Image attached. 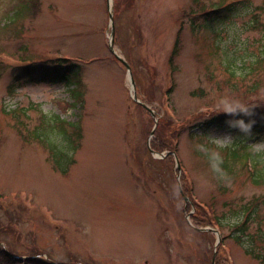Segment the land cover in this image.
Returning <instances> with one entry per match:
<instances>
[{
    "label": "rangeland",
    "instance_id": "1",
    "mask_svg": "<svg viewBox=\"0 0 264 264\" xmlns=\"http://www.w3.org/2000/svg\"><path fill=\"white\" fill-rule=\"evenodd\" d=\"M219 1L112 0L115 49L131 65L138 98L156 111L157 129L173 137L177 172L174 157L171 167L149 149L155 118L133 99L128 68L110 50L109 0H0L3 247L23 259L65 264H211L216 234L188 228L187 217L194 202H211L219 191L187 127L214 116L224 97L264 106V59L255 61L264 52V34L250 23L252 10L264 21V0H245L248 6L229 19L205 21L199 12ZM21 8L10 22L9 13ZM178 34L179 55L171 61ZM62 57L82 67V110L68 107L71 87L60 81L14 79L15 66ZM244 68L251 74L244 76ZM12 84H18L14 93ZM19 106L31 107L33 120L37 109L81 117L82 145L69 173L54 169L42 144L18 133L8 110ZM239 132L214 125L207 136L224 147ZM258 191L239 183L221 199ZM219 246L223 264H262L231 238ZM0 264H7L1 256Z\"/></svg>",
    "mask_w": 264,
    "mask_h": 264
},
{
    "label": "trees",
    "instance_id": "2",
    "mask_svg": "<svg viewBox=\"0 0 264 264\" xmlns=\"http://www.w3.org/2000/svg\"><path fill=\"white\" fill-rule=\"evenodd\" d=\"M194 1L197 2L198 0ZM245 4V0H220L216 4L217 7L211 6L208 10L199 13L205 21L229 19L241 7L246 8L248 6H245ZM261 8L262 12H264V4ZM23 10L21 8L11 11L8 15L10 22L18 20ZM250 13L253 19L250 22L252 23L251 27L264 34V21L261 19V12L252 10ZM262 37L264 39V36ZM180 41V34H178L174 49L171 52V61L179 55ZM68 59L62 57L47 62H28L15 66L16 68L14 67L12 73L16 81H21L23 77H27L34 81L62 82L67 87H71L70 94L73 100L66 102L68 107L78 106L82 110L85 107V92L81 80L82 67L77 62ZM262 59H264V52L255 61ZM48 62L51 63L46 64ZM227 66L230 69L233 67L231 60H229ZM244 69L248 70L247 68ZM232 73L236 74L234 68ZM250 74L251 72L248 70L244 76ZM11 86L10 91L12 93L16 92L18 84H12ZM170 91H173V88ZM30 111L31 107L19 106L8 110V113L14 119L17 131L22 138L25 141L33 140L42 144L49 152V159L53 167L63 174L68 173L72 165L76 163V154L82 145L83 128L81 117H77L76 120L72 121L59 114L49 115L42 109H37L38 114L36 119L33 120L34 116ZM229 116L230 114L226 112L214 113V116L201 118L197 120L199 123L192 122L187 127L190 138L196 142L195 152L205 160L219 191V194H215L211 202H194L197 207L192 214V220L197 225L211 224L219 227L223 234V240L231 238L242 248L246 255L264 264V151H253L252 146L254 143H249L250 139L258 140L264 137V106L253 107L251 118L254 123L251 135H244L239 132L234 143L222 147L209 140L207 131L214 125L230 127L227 123ZM245 119L247 120L249 117L245 116ZM160 125H165L163 120ZM196 128L198 131L195 130ZM198 145H203L209 150H218L221 153L223 156L222 166L228 174V180H222L217 177L211 167L208 151L202 150ZM152 146L161 151L176 148L173 143V137L170 134L162 136L161 130L158 129L156 137L152 141ZM164 162L172 167L173 155L166 156ZM182 180L185 181L186 176L182 177ZM239 183L252 185L260 191L221 199L223 195H228L236 189V185ZM187 205V209L192 206L190 203ZM187 226L190 228L188 224ZM222 228H227L228 233L224 234ZM199 234L214 236L213 233L199 232ZM0 256L7 264H54L48 259L36 255L22 259L12 252L9 245L3 247L0 244ZM222 260L223 258L218 253L217 264H223Z\"/></svg>",
    "mask_w": 264,
    "mask_h": 264
},
{
    "label": "clouds",
    "instance_id": "3",
    "mask_svg": "<svg viewBox=\"0 0 264 264\" xmlns=\"http://www.w3.org/2000/svg\"><path fill=\"white\" fill-rule=\"evenodd\" d=\"M252 105H249L247 102L233 97H224L219 102L216 114L219 112L229 113V119L227 123L230 127L238 128L241 133L244 135L252 134V125L254 120L252 117L253 112ZM245 116H248L249 119H245ZM213 143L217 145H222V141L219 139L213 140ZM202 150L208 151L209 160L211 161V167L216 173L217 177L222 180H228V174L223 168V156L218 150H209L206 149L203 145H198ZM252 150L255 152L264 151V141L256 142L252 146Z\"/></svg>",
    "mask_w": 264,
    "mask_h": 264
},
{
    "label": "water",
    "instance_id": "4",
    "mask_svg": "<svg viewBox=\"0 0 264 264\" xmlns=\"http://www.w3.org/2000/svg\"><path fill=\"white\" fill-rule=\"evenodd\" d=\"M110 9H111V6H110ZM110 18H111V21L114 23V15H113V13L111 12V14H110ZM112 35H114V26H113V31H112ZM110 48H111V50L116 54V52H115V50H114V46H113V40H112V43H111V46H110ZM117 55V57L120 59V60H122L125 64H126V66L130 69V65H129V63L123 58V57H121L120 55H118V54H116ZM132 84H133V87H135V82H134V80H133V78H132ZM136 98V97H135ZM153 112V111H152ZM153 133H154V131H153ZM178 165L180 166V164L178 163ZM186 200H188V197L186 196ZM200 230H213L216 234H217V236H218V243L221 241V234H220V232H219V230L217 229V228H212V227H202V228H199ZM215 257H216V253H215V255H214V259H213V264H215Z\"/></svg>",
    "mask_w": 264,
    "mask_h": 264
}]
</instances>
